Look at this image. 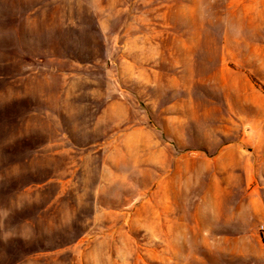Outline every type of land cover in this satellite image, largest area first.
I'll list each match as a JSON object with an SVG mask.
<instances>
[{
    "label": "rangeland",
    "instance_id": "obj_1",
    "mask_svg": "<svg viewBox=\"0 0 264 264\" xmlns=\"http://www.w3.org/2000/svg\"><path fill=\"white\" fill-rule=\"evenodd\" d=\"M264 0H0V264H264Z\"/></svg>",
    "mask_w": 264,
    "mask_h": 264
},
{
    "label": "built area",
    "instance_id": "obj_2",
    "mask_svg": "<svg viewBox=\"0 0 264 264\" xmlns=\"http://www.w3.org/2000/svg\"><path fill=\"white\" fill-rule=\"evenodd\" d=\"M258 238H259V241H260L261 248L264 249V224L259 226Z\"/></svg>",
    "mask_w": 264,
    "mask_h": 264
}]
</instances>
